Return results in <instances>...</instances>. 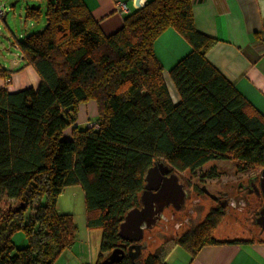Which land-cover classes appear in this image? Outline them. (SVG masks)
<instances>
[{
  "label": "trees",
  "instance_id": "obj_1",
  "mask_svg": "<svg viewBox=\"0 0 264 264\" xmlns=\"http://www.w3.org/2000/svg\"><path fill=\"white\" fill-rule=\"evenodd\" d=\"M45 1L44 29L15 43L38 73V88L0 90V264H56L75 245V219L58 209L68 187L83 189L87 227L102 233L97 264H104L124 243L119 226L141 207L156 163L181 182L215 161H235L239 172L264 169V114L208 60L216 41L197 30L193 0L147 2L109 36L83 0ZM41 17L40 7L26 9L25 21ZM169 30L192 47L170 72L178 103L155 49ZM90 102L96 125L78 126L79 108ZM223 210L156 251L147 245L141 264H167L177 246L195 257L222 244L214 233ZM18 232L27 239L22 249L13 245ZM117 264L136 263L126 255Z\"/></svg>",
  "mask_w": 264,
  "mask_h": 264
},
{
  "label": "crops",
  "instance_id": "obj_2",
  "mask_svg": "<svg viewBox=\"0 0 264 264\" xmlns=\"http://www.w3.org/2000/svg\"><path fill=\"white\" fill-rule=\"evenodd\" d=\"M150 1L152 0H140L141 7ZM28 2L34 4V1L30 0H17L11 4V8L18 3L26 6ZM83 2L104 34L108 36L121 29L124 19L141 8L137 6V0H83ZM120 2L126 4L127 11L124 13L116 10ZM0 3L2 6L5 2L0 0ZM45 3L43 0V6ZM32 7H36V4ZM193 15L197 30L216 41L207 54L208 60L246 100L264 114V0H193ZM7 17L6 13L2 20L7 21ZM28 23L29 27L33 28H28ZM33 25L34 22L25 21L23 17H20V20L13 18L8 29L12 36L15 30L19 38H25L36 33ZM19 26L23 32L19 31ZM43 29L44 27L39 30ZM155 49L163 66L170 94L175 103H178L179 97L170 78V72L192 51V47L179 33L169 30L158 39ZM12 64L19 66L14 70H8L5 64L3 67L0 65V90L16 93L27 88H38L40 84L38 73L21 59L20 54L18 61ZM96 113L95 103L82 105L79 108V121L85 119L86 115L94 116L95 119ZM89 119L91 120L90 117ZM95 234L96 231L88 229L86 218V227L83 232L78 229L75 245L66 250L56 264H97L101 252L99 255L95 253L97 248V245L94 247ZM98 235L96 240L101 241L102 245V238L100 234ZM214 238L222 244L203 247L195 257L177 246L168 256L167 264H264V231L261 230L258 234L249 231L241 236L231 231L225 234L216 231Z\"/></svg>",
  "mask_w": 264,
  "mask_h": 264
},
{
  "label": "rangeland",
  "instance_id": "obj_3",
  "mask_svg": "<svg viewBox=\"0 0 264 264\" xmlns=\"http://www.w3.org/2000/svg\"><path fill=\"white\" fill-rule=\"evenodd\" d=\"M9 1L4 0L5 3L3 5V10L8 13L7 21L4 22L0 18V65L3 67L5 64L8 70H10L12 62L18 61L19 51L15 48V43L24 39L19 38L15 30L13 31L14 36L10 34L8 29L10 20L13 18L20 20V17L25 18L26 9L36 4V7L42 9V17L38 23L34 22L35 32L41 31L39 29L45 27L46 24L45 7L42 2L37 1L34 4L28 2L26 6L18 3L17 6L11 8V4L17 0ZM8 18L10 19L9 21ZM29 26L30 23H28V28H33ZM19 31H22L21 26H19ZM81 121L86 122L83 123ZM93 121H95L94 116L86 115L85 119L79 121L81 123L78 126L83 123L81 127H85V125L87 126ZM261 171L262 169L260 168H251L246 172H239L236 168V162L231 160L211 162L194 173H183L181 176L188 193L184 209L177 214L176 219H171V209L164 212L166 220H163L160 226L147 231L145 234L144 240L147 242L148 247L156 251L166 239L179 237V235L189 229L197 227L210 211L220 208L214 200L202 191L203 187H206L209 192L217 196L228 193L230 203H234V205H229L223 210L224 217L216 229L219 234H225L230 231L238 233L240 236L249 231H254L258 234L261 229L255 223V218L264 205V198L255 194H248L247 191L240 189L239 185H248L249 180L259 177ZM210 174H217V177H210ZM12 204L15 205L16 201H12ZM58 209L63 214L73 215L77 229L80 232L84 231L86 227V204L85 195L80 186L66 188L64 194L59 198ZM191 210L193 211L192 214L187 215L185 213ZM187 219L188 223H185ZM98 232L96 231L94 235V247L97 245V248H95L97 255L100 254L101 241L97 242L96 238H98V234L102 238V233ZM13 245L15 249H22L27 246V239L23 232H18L14 235Z\"/></svg>",
  "mask_w": 264,
  "mask_h": 264
},
{
  "label": "water",
  "instance_id": "obj_4",
  "mask_svg": "<svg viewBox=\"0 0 264 264\" xmlns=\"http://www.w3.org/2000/svg\"><path fill=\"white\" fill-rule=\"evenodd\" d=\"M137 6L141 7L140 0H137ZM16 66L18 67L19 64H16ZM16 66L12 64L10 70H14ZM256 179L259 180L256 193L264 198V169H262L259 177L253 178L251 181ZM204 192L214 201L221 199V197L212 194L206 188H204ZM226 196L227 194H224V197ZM187 198L188 193L185 184L181 182L178 174L172 172L168 164L164 162L156 163L145 176V187L141 194V207L129 210L119 226L118 234L124 243L109 255H105L104 264H117L126 255L136 264H141L140 258L146 247L145 242H143L146 232L157 227L162 215L168 208H173L179 212ZM256 224L264 229V206L259 211Z\"/></svg>",
  "mask_w": 264,
  "mask_h": 264
},
{
  "label": "flooded vegetation",
  "instance_id": "obj_5",
  "mask_svg": "<svg viewBox=\"0 0 264 264\" xmlns=\"http://www.w3.org/2000/svg\"><path fill=\"white\" fill-rule=\"evenodd\" d=\"M251 180H249V184L248 185L240 184L239 188L244 190V191H247V193L250 194V195L255 194L257 196H262V195H258L256 193L257 192V187H259V180L258 179L254 180V181H251ZM204 188H206V187L202 188L203 192H204ZM219 197H221V199H219L218 201H214V202H216L221 208L225 209L229 205H232V204L234 205V203H230V198H229V194L228 193H227L226 197H224V194L219 195ZM183 207H184V205H183ZM183 207H182V209L179 212L175 211L173 208H168L167 210L171 209L170 210L171 211V215L170 216H171V218L176 219L177 218V214L180 213L184 209ZM185 213L188 215V214H192L193 211L191 210L190 212H185ZM258 216H259V212H258L257 217L255 219H257ZM185 223H188V219L185 221ZM255 223H256V220H255ZM260 229L262 231H264V229H262L261 227H260ZM143 242H145V244L147 246V242L145 240Z\"/></svg>",
  "mask_w": 264,
  "mask_h": 264
},
{
  "label": "built area",
  "instance_id": "obj_6",
  "mask_svg": "<svg viewBox=\"0 0 264 264\" xmlns=\"http://www.w3.org/2000/svg\"><path fill=\"white\" fill-rule=\"evenodd\" d=\"M116 10L119 12V13H124L127 11V7H126V4L120 2L117 4V8ZM6 15V12L3 10V5L0 6V18H4V16ZM16 47V46H15ZM17 48V47H16ZM10 82V80H8V83ZM96 124L95 123H89L87 126L88 127H94ZM173 219V218H171ZM163 220H166V216L163 214L161 219H160V222L158 223L157 227L160 226V224L162 223Z\"/></svg>",
  "mask_w": 264,
  "mask_h": 264
}]
</instances>
